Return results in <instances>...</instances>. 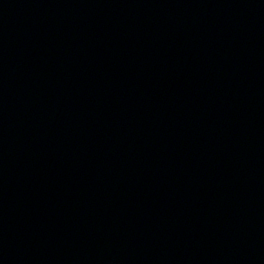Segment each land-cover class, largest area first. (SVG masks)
Returning <instances> with one entry per match:
<instances>
[{"label": "water", "instance_id": "obj_1", "mask_svg": "<svg viewBox=\"0 0 264 264\" xmlns=\"http://www.w3.org/2000/svg\"><path fill=\"white\" fill-rule=\"evenodd\" d=\"M0 264H264V0H0Z\"/></svg>", "mask_w": 264, "mask_h": 264}]
</instances>
